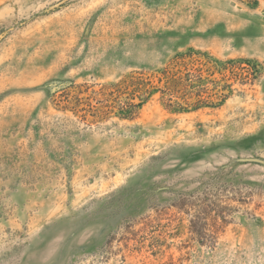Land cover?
I'll return each instance as SVG.
<instances>
[{
	"label": "rangeland",
	"instance_id": "obj_1",
	"mask_svg": "<svg viewBox=\"0 0 264 264\" xmlns=\"http://www.w3.org/2000/svg\"><path fill=\"white\" fill-rule=\"evenodd\" d=\"M0 264H264V0H0Z\"/></svg>",
	"mask_w": 264,
	"mask_h": 264
},
{
	"label": "trees",
	"instance_id": "obj_2",
	"mask_svg": "<svg viewBox=\"0 0 264 264\" xmlns=\"http://www.w3.org/2000/svg\"><path fill=\"white\" fill-rule=\"evenodd\" d=\"M215 63H216V65L221 66L220 65L221 63H218V62H215ZM235 63H236L235 61L230 60L229 62H226V65L233 66V64H235ZM198 80L201 81V77L199 75L194 76V78H192V75L186 74V76L184 78L183 77H176V78L171 79L170 83L166 86V89L169 92L178 93L180 90L192 88V89L196 90L197 93H199V92H201V88L199 87V85L195 84L196 82H198ZM139 105L140 104H137V106H139ZM168 105L171 107V110L175 113L185 112V108L179 103L175 102L173 104L172 102H170ZM124 113H126V112H124ZM124 113L122 112V114H124ZM191 232L195 233L198 237L200 236V232H196L194 230H191Z\"/></svg>",
	"mask_w": 264,
	"mask_h": 264
}]
</instances>
